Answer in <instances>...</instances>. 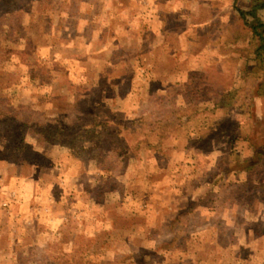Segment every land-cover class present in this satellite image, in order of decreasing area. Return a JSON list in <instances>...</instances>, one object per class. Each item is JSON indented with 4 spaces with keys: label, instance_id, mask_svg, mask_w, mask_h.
Instances as JSON below:
<instances>
[{
    "label": "rangeland",
    "instance_id": "374dc122",
    "mask_svg": "<svg viewBox=\"0 0 264 264\" xmlns=\"http://www.w3.org/2000/svg\"><path fill=\"white\" fill-rule=\"evenodd\" d=\"M234 6L235 0H0V264H264V201L242 186L262 175L230 171L215 184L202 180L230 167L238 152L242 159L251 153L242 140L250 104L264 121V94L254 97L256 86L264 91V66ZM122 59L121 74L136 82L128 97V82L110 91L120 70L111 65ZM222 87L237 90L230 111L177 107L219 101ZM140 110L136 127L119 124ZM6 114L29 124H12ZM161 118L182 121L180 139L145 149V139L163 131ZM94 119L114 122L116 134L110 139L100 124L95 133L76 126L45 143L35 132V124L60 121L87 129ZM122 132L130 150L116 154ZM21 185L27 187L17 203ZM203 211H213L209 223L187 220ZM209 225L195 236L188 230ZM166 240V248L155 246Z\"/></svg>",
    "mask_w": 264,
    "mask_h": 264
},
{
    "label": "trees",
    "instance_id": "16d2710c",
    "mask_svg": "<svg viewBox=\"0 0 264 264\" xmlns=\"http://www.w3.org/2000/svg\"><path fill=\"white\" fill-rule=\"evenodd\" d=\"M238 2L239 0H235L234 9L238 12L239 19L242 21L243 25H245L251 32L252 42L255 43V47L253 49L254 59L256 60V62L264 66V0H244L243 2H241L242 3L241 5L237 4ZM203 72L199 73L200 77H204L205 73ZM196 89H199L201 93H204L203 92L204 87H197ZM236 91L237 90H234V88L232 87L229 89L228 87L227 89L225 87H222L221 88L222 93L219 92L220 93L219 101L215 100L210 103L206 101H202L201 103H199L198 101L192 99V102L191 100H189L185 104H183V102L181 103L177 101V104H178L177 107L181 110L185 109L186 107V110H187V108L192 107V105L196 106L197 104H200L203 110L201 111L202 112L201 114H203V112H208L209 110H210L209 112L211 111L213 112L218 109H225V110L230 111L231 109H234L230 107H232V105L235 106L236 104V103H233V100L235 99ZM254 91H255L254 97H259L260 95L264 94V91H262V88L260 87V85L256 86ZM200 97L202 96H198V98ZM250 105H252V107H250L251 110L248 111V115L250 116L249 118L250 123L247 125L248 126L247 132H245V134L243 135L242 140L248 143L251 153L248 155V157L246 156L245 159H242L243 155L241 154V152H238L235 156L236 157L235 162L232 163L231 165H228L230 167L226 168L225 166H221L218 168L216 172H213L212 178L214 180L209 179L207 176H204L202 180L211 181V182L213 181V184H215L218 182V179L220 177L222 178L224 174L230 171H233L238 175L242 171H249V172L254 171L262 175L263 180L260 183L259 182H251V183L245 182L242 185L244 186V189L243 188L242 189L245 195L253 196L255 198H258L264 201V121L259 120L258 117H255L256 111L255 109L253 110L254 104H250ZM145 106L146 105L142 107H145ZM199 110L200 109L195 110V113L193 112L185 113L183 118L187 117V119L190 120L191 118L196 117L192 115L196 114V112H198ZM141 111L142 110H140L135 115H132L131 117H129V119L124 120L121 123L119 122V124L125 125L124 129L126 130L136 127V125L140 124L143 120V116H142L143 113H141ZM6 116L7 117H5V120L11 121L12 124H18L24 127L28 126L29 124L27 122L21 121L13 117L10 118V116L7 114ZM73 120L76 121L78 119L74 118ZM92 121L94 122L93 125L91 127H88L87 129L79 127L77 123H74V125H71L70 122H66V121H60L57 127L50 126L47 124H35L34 126L36 127L35 132L43 136L40 139V141L45 142V143L48 142L50 138H54V137L63 138V137H66L67 133H70L72 131H74V133L77 132L76 126H77L78 131L83 130L88 133L89 132L95 133L97 132L96 128L100 124L101 127L104 130H106V131L103 130L104 132H106L107 134L109 133L111 134L110 139H111L112 134L114 135L116 134V129H112L111 128L112 126H110L114 122L110 123L111 122L110 120L97 121L95 119ZM157 123L159 127L163 129V131L161 132L159 131L156 137L152 136L151 140H149L150 137H148L149 139L148 138L145 139V142H146L145 149L150 150L154 148H164V147L166 148L167 147L166 145L169 139L179 140L181 137L182 131H184L183 126H182L183 123L181 120L179 121V119H162L161 118L159 119ZM218 125H221V124H218ZM175 126L177 127L175 128ZM201 127L202 129L200 130V132L206 133L207 131H209V127H210L209 121L207 119L203 121ZM107 128H111V129H107ZM122 133L124 134V137L119 138V142L121 143L120 150L115 149V150H119V151H115L116 154H118V152H121L123 150H127V151L130 150L126 146L125 147L123 146V144L125 143V140H128L129 138L125 136V132H122ZM144 134L145 133H143L142 135ZM207 137L208 135L206 134L203 138H207ZM138 144L139 143H137V145ZM154 150H157V149H154ZM187 215L188 213H185L184 217ZM169 242L170 241L168 240L163 241V243H165L164 246L161 243V245H158L157 247L166 248L165 245L169 244ZM156 249H157L156 247L149 248L147 249L146 254H151V252H155Z\"/></svg>",
    "mask_w": 264,
    "mask_h": 264
},
{
    "label": "crops",
    "instance_id": "0c3cea01",
    "mask_svg": "<svg viewBox=\"0 0 264 264\" xmlns=\"http://www.w3.org/2000/svg\"><path fill=\"white\" fill-rule=\"evenodd\" d=\"M110 21L112 22H114V24H115V20L114 19H110ZM118 26H119V24H118ZM121 26V25H120ZM120 26L119 27H117V29H118V31L119 30H121V28H123V26H121V28H120ZM104 27H106V26H103V27H100V28H104ZM128 27V26H127ZM78 29H80L79 27H75V30H74V32H76ZM118 31H115V33H118ZM101 32H104L103 30H101ZM123 32H125V31H123ZM108 33H110V32H108ZM107 35H110V36H112V37H116V36H114L113 34H107ZM109 36V38H111ZM122 44V43H121ZM153 48V47H152ZM117 51L118 52H127V53H129V51H127L124 47H119L118 49H117ZM127 62V60H125V59H122V60H120V61H115V64L113 65H111L112 67H114L115 66V68L117 69V70H119V72L116 74L117 76V79L114 81V82H116V86H111L110 87V91L112 92V94H117L118 92H119V88L122 86L121 84L123 83V82H128L129 83V90L126 92V94H124V96L125 97H128L129 96V91L130 92H134L135 91V86H136V82H135V79L133 78L134 76H131V75H124L123 73L121 74V69H124V66H125V64L124 63H126ZM119 68V69H118ZM198 68H200V69H202L203 67H198ZM200 69H194V70H200ZM194 72V71H193ZM121 74V75H120ZM131 76V77H130ZM143 103V102H142ZM138 106V104L136 105V107ZM15 184H17V183H15ZM13 185V184H12ZM25 187H27V186H24V185H21L19 188H17V191L15 190L14 192H16L15 194H16V198L18 197V199H16L17 200V203L19 202V201H21V189H25ZM13 188L15 189L16 187H14L13 186ZM20 193V194H19ZM19 194V195H18ZM21 204V203H20ZM211 209H213V207L211 208ZM216 209H218V208H216ZM211 212H213V211H210V212H199L198 214H196L195 215V213H192L191 214V216H189V217H187V220H191L193 223H195V221H197L198 220V218H201V220L203 221V222H205V223H209V221L211 220V216H213V213H211ZM210 214V215H209ZM212 214V215H211ZM209 215V216H208ZM219 218H221L220 216H219ZM220 220V219H219ZM186 223V226H188V222H185ZM192 223V224H193ZM219 223H221V221H219ZM212 226V225H211ZM210 225L209 226H200L199 228H196V227H193L192 228V230H191V228L190 227H188V230L189 231H193L194 232V236L196 235V234H202L203 232H207V231H210L211 229H212V227H211ZM195 230L196 231H198V232H195ZM189 231H187V232H189ZM167 238V237H166ZM195 238V237H194ZM188 239H190L191 240V238H187L186 239V241H188ZM157 240V239H156ZM195 240V239H194ZM193 240V237H192V240L191 241H194ZM159 242V241H158ZM163 241H160L159 243H156L157 245H155L156 247L158 246V245H161V243H162ZM176 250H177V248H176ZM173 251V250H172Z\"/></svg>",
    "mask_w": 264,
    "mask_h": 264
}]
</instances>
